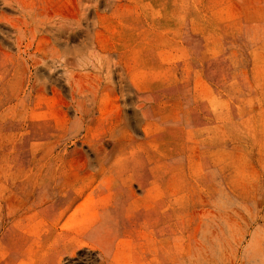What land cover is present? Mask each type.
<instances>
[{
	"label": "rangeland",
	"instance_id": "1",
	"mask_svg": "<svg viewBox=\"0 0 264 264\" xmlns=\"http://www.w3.org/2000/svg\"><path fill=\"white\" fill-rule=\"evenodd\" d=\"M0 264H264V0H0Z\"/></svg>",
	"mask_w": 264,
	"mask_h": 264
},
{
	"label": "crops",
	"instance_id": "2",
	"mask_svg": "<svg viewBox=\"0 0 264 264\" xmlns=\"http://www.w3.org/2000/svg\"><path fill=\"white\" fill-rule=\"evenodd\" d=\"M197 80V79H196ZM193 89H194V92H196V93H199V94H202V91H207V87L206 86H202V87H199V86H193ZM189 153L187 154V156H188V158L190 159L192 156H195L194 155V153L192 154V152L191 151H188ZM137 218H136V215H135V217H133L132 218V220H131V222L132 221H134V220H136ZM135 222V221H134ZM136 224V223H135ZM119 246H120V244H119V242L116 244V252H117V250H118V248H119Z\"/></svg>",
	"mask_w": 264,
	"mask_h": 264
}]
</instances>
